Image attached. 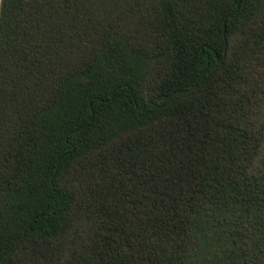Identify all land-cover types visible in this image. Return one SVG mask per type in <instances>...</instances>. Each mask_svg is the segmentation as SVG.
Wrapping results in <instances>:
<instances>
[{"label": "trees", "instance_id": "obj_1", "mask_svg": "<svg viewBox=\"0 0 264 264\" xmlns=\"http://www.w3.org/2000/svg\"><path fill=\"white\" fill-rule=\"evenodd\" d=\"M236 4L0 0V264H264V0Z\"/></svg>", "mask_w": 264, "mask_h": 264}, {"label": "water", "instance_id": "obj_2", "mask_svg": "<svg viewBox=\"0 0 264 264\" xmlns=\"http://www.w3.org/2000/svg\"><path fill=\"white\" fill-rule=\"evenodd\" d=\"M238 3H239V0H237V4L235 6V8L227 15V17H230L233 12L236 10V8L238 7ZM225 19L226 17L223 19V22H222V33H224V25H225ZM198 77L194 80V82L187 88V89H180L177 91L178 94H183V93H186L187 91H189L190 89H192L197 81ZM173 94V93H172ZM170 94L167 98H166V101H168V99L170 98V96L172 95ZM89 105V104H88Z\"/></svg>", "mask_w": 264, "mask_h": 264}]
</instances>
